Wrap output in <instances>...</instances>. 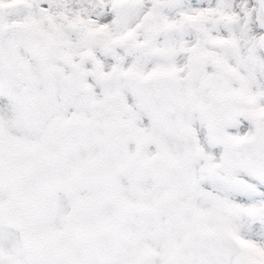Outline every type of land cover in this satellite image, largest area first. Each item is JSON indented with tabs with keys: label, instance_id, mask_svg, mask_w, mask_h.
I'll return each instance as SVG.
<instances>
[{
	"label": "snow or ice",
	"instance_id": "6c2138e0",
	"mask_svg": "<svg viewBox=\"0 0 264 264\" xmlns=\"http://www.w3.org/2000/svg\"><path fill=\"white\" fill-rule=\"evenodd\" d=\"M0 264H264V0H0Z\"/></svg>",
	"mask_w": 264,
	"mask_h": 264
}]
</instances>
